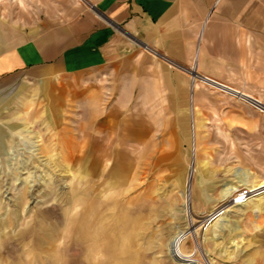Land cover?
<instances>
[{
  "label": "rangeland",
  "instance_id": "obj_1",
  "mask_svg": "<svg viewBox=\"0 0 264 264\" xmlns=\"http://www.w3.org/2000/svg\"><path fill=\"white\" fill-rule=\"evenodd\" d=\"M81 1L0 0V55ZM150 80L111 83L103 113L51 67L0 84V264H264V147L238 145L219 100L192 97V77L167 150L163 114L116 105ZM239 187L257 195L220 208Z\"/></svg>",
  "mask_w": 264,
  "mask_h": 264
},
{
  "label": "crops",
  "instance_id": "obj_2",
  "mask_svg": "<svg viewBox=\"0 0 264 264\" xmlns=\"http://www.w3.org/2000/svg\"><path fill=\"white\" fill-rule=\"evenodd\" d=\"M77 6L64 23L47 20L42 36L0 55V84L21 71L51 67L85 84L90 112L103 113L101 98L111 96V83L147 75L150 93L135 96L133 86L116 105L133 113L163 114L159 145L170 150L179 142L176 114L186 112L193 77L192 97L206 107L212 106L211 99L219 100L216 112L222 110L238 145L264 147V115L203 81L264 103V0H82ZM180 121L186 131L185 119ZM255 155L262 180L264 156Z\"/></svg>",
  "mask_w": 264,
  "mask_h": 264
},
{
  "label": "built area",
  "instance_id": "obj_3",
  "mask_svg": "<svg viewBox=\"0 0 264 264\" xmlns=\"http://www.w3.org/2000/svg\"><path fill=\"white\" fill-rule=\"evenodd\" d=\"M205 80H206L205 83L208 86L215 87L226 93L232 94L236 98H238L240 101L246 102L248 105H250L252 108H254L259 113L264 114V103H262L258 99L246 96L245 94L239 93L238 91H233L220 83H216L215 81H210L209 79H205ZM255 195H257V191H253L249 187H239L236 191H234V193L232 194V197L227 202L222 203L219 207L221 208L227 203L229 204V206L230 205L232 206L243 205L247 203L250 200V198H253ZM224 208H227V206Z\"/></svg>",
  "mask_w": 264,
  "mask_h": 264
},
{
  "label": "bare ground",
  "instance_id": "obj_4",
  "mask_svg": "<svg viewBox=\"0 0 264 264\" xmlns=\"http://www.w3.org/2000/svg\"><path fill=\"white\" fill-rule=\"evenodd\" d=\"M195 76H196V79H197V77H198V75L195 73ZM193 81H194V78H193ZM197 81V80H196ZM204 82L206 81L205 79L203 80Z\"/></svg>",
  "mask_w": 264,
  "mask_h": 264
}]
</instances>
